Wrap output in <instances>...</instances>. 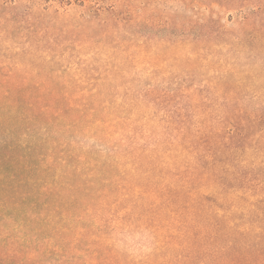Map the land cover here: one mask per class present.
I'll list each match as a JSON object with an SVG mask.
<instances>
[{"label":"trees","instance_id":"trees-1","mask_svg":"<svg viewBox=\"0 0 264 264\" xmlns=\"http://www.w3.org/2000/svg\"><path fill=\"white\" fill-rule=\"evenodd\" d=\"M203 3L239 15L255 3L240 17L264 26V0ZM100 94L0 86V264H264V112L230 105L219 130L202 121L192 135L189 127L172 137L170 127L187 121L154 99L167 122L166 152L189 143L192 162L176 158L169 169L151 157L141 175L151 154L125 150L120 164L136 179L118 169L109 180L115 161L73 146L94 125L104 136L119 130ZM135 235L148 253L116 239Z\"/></svg>","mask_w":264,"mask_h":264},{"label":"rangeland","instance_id":"rangeland-1","mask_svg":"<svg viewBox=\"0 0 264 264\" xmlns=\"http://www.w3.org/2000/svg\"><path fill=\"white\" fill-rule=\"evenodd\" d=\"M206 5L203 0H0V58L7 61L0 65V86L101 92L119 130L104 136L94 125L73 146L100 162L115 161L104 178L120 169L136 179L120 164L125 150L142 158L151 154L140 162L141 175L154 158L166 160L169 169L176 158L188 164L189 143L175 141L172 153L166 152L167 122L154 99L166 100L169 110L187 121L186 128L170 127L172 137H183L189 127L192 135L202 121L219 130L230 105L264 112V26L247 25L240 17L256 4H247L242 15ZM120 238L131 250L149 252L140 249L148 243L139 235Z\"/></svg>","mask_w":264,"mask_h":264}]
</instances>
